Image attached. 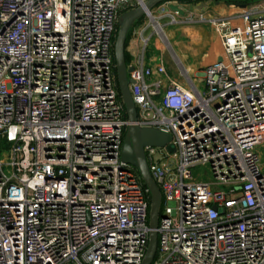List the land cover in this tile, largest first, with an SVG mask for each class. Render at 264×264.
I'll return each mask as SVG.
<instances>
[{
	"label": "built area",
	"instance_id": "1",
	"mask_svg": "<svg viewBox=\"0 0 264 264\" xmlns=\"http://www.w3.org/2000/svg\"><path fill=\"white\" fill-rule=\"evenodd\" d=\"M145 1L0 0V264L141 263L149 194L119 158L113 37ZM207 22L220 52L198 84L161 54L129 65L134 123L173 146L143 149L163 201L150 264H264V9Z\"/></svg>",
	"mask_w": 264,
	"mask_h": 264
},
{
	"label": "crops",
	"instance_id": "2",
	"mask_svg": "<svg viewBox=\"0 0 264 264\" xmlns=\"http://www.w3.org/2000/svg\"><path fill=\"white\" fill-rule=\"evenodd\" d=\"M262 0H192L190 2H176L184 11L182 16L171 14L169 10L158 12L153 8L154 16L158 21L163 34V39L155 31L151 23L143 21L147 25L145 28L131 26L124 51L128 63H134L137 58H142L144 66L154 67L158 61L157 56L162 55V63L166 75L185 85L190 79L198 84L200 75L193 74L194 71L202 68L207 63L213 61L220 52L218 37L215 30L208 24L211 18H223L237 15L246 8L256 7ZM247 3L246 8H239L236 4ZM172 15V20L170 18ZM166 45L170 48L177 63H171L164 59V49ZM181 68V69H179ZM201 71V70H200ZM199 71V72H200ZM194 75H198L194 78ZM161 79L162 87L166 85L163 77L153 75L151 79Z\"/></svg>",
	"mask_w": 264,
	"mask_h": 264
},
{
	"label": "water",
	"instance_id": "3",
	"mask_svg": "<svg viewBox=\"0 0 264 264\" xmlns=\"http://www.w3.org/2000/svg\"><path fill=\"white\" fill-rule=\"evenodd\" d=\"M182 0H146L143 8L140 6L131 8L122 12L117 19V29L113 42V61L117 90L122 101L127 125L124 130L121 146L120 161L135 167L140 178L147 188L149 194L148 208V241L146 251L140 264H150L156 250V223L159 214L160 194L157 186L152 180L147 168L143 149L146 147H164L166 151L172 152L173 146L169 144L170 135L159 131L153 127H140L135 124L136 114L134 104L132 102L128 85L133 81L128 77L132 71V67L126 65L124 60V42L127 31L132 23L149 12L152 8L161 3H166L170 11L176 12L179 16L184 11L178 6ZM239 8H246L247 3L236 4ZM219 60V58H218Z\"/></svg>",
	"mask_w": 264,
	"mask_h": 264
},
{
	"label": "rangeland",
	"instance_id": "4",
	"mask_svg": "<svg viewBox=\"0 0 264 264\" xmlns=\"http://www.w3.org/2000/svg\"><path fill=\"white\" fill-rule=\"evenodd\" d=\"M256 8L258 10L264 9V0L260 1L257 4ZM148 20H149V18L144 17V21H148ZM158 20H159L160 23L163 22V20H161V19H158ZM149 22L151 24H153L151 20H149ZM159 35L161 36V39H163L162 32H160ZM164 59H165V61H168L170 63H171V60H173L175 63H177L176 58L173 56L170 48L167 45H166V47L164 49ZM177 65H179V64L177 63ZM179 69H181V68H179ZM200 70H201V68H199L198 70L194 71L193 74H197L198 73V75H200V72H199ZM198 75H194V78H196ZM9 149H10V143L8 141H6V140H0V160H3L5 158V155L7 154ZM257 152L260 155L261 162H262V164L264 166V143L257 147ZM205 177H207V175L204 176L203 179H205ZM162 206H163V201L160 199L159 210L161 209Z\"/></svg>",
	"mask_w": 264,
	"mask_h": 264
},
{
	"label": "trees",
	"instance_id": "5",
	"mask_svg": "<svg viewBox=\"0 0 264 264\" xmlns=\"http://www.w3.org/2000/svg\"><path fill=\"white\" fill-rule=\"evenodd\" d=\"M190 1H192V0H182V1H180V2H190ZM142 20H143V17L140 16L139 18H137V19L132 23L131 26H135V25L139 24L140 22H142ZM116 29H117V25H116ZM130 30H131V27H130L129 30L127 31V34H126V37H125V42H124V47H125V44H126L127 38H128V36H129ZM115 33H116V30H115ZM115 33H114V37H113V39L115 38ZM124 60H125V63L127 64V63H128V59H127V56H126L125 51H124ZM113 62H114V61H113ZM114 73H115V72H114ZM148 197H149V195H148Z\"/></svg>",
	"mask_w": 264,
	"mask_h": 264
}]
</instances>
